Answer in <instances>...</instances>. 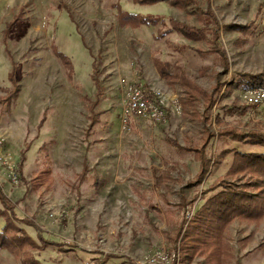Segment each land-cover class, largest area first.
Returning <instances> with one entry per match:
<instances>
[{
	"label": "rangeland",
	"instance_id": "374dc122",
	"mask_svg": "<svg viewBox=\"0 0 264 264\" xmlns=\"http://www.w3.org/2000/svg\"><path fill=\"white\" fill-rule=\"evenodd\" d=\"M195 1L187 13L132 0H0V154L11 155L18 177L14 181L1 162L0 187L17 217L38 232L18 227L32 229L36 240L39 233L59 244L44 251L45 257L52 255L44 263L67 258L71 264H94L111 256L109 264L126 259L145 264L153 251L172 253L184 214H193L201 201L185 211L179 203L191 201L227 172L230 157L197 190L188 187L199 163L179 147L202 146L203 103L185 109V90L167 82L155 66L156 59L173 62L178 73L210 93L223 68L195 50L208 51L211 44L176 33L161 40L153 28L122 27L114 7L119 3L131 13L195 28L206 25L199 10H211L224 27L255 22L264 0ZM256 23L257 37L250 35L242 46L240 33L220 30L227 79L237 73L264 75V23ZM97 61L99 88L92 78ZM131 84L163 101L165 124L126 121L125 93ZM221 104L245 105L243 91ZM227 121L242 132L264 130V109ZM217 129L213 125L212 131ZM227 239L233 253L228 264H264V221L235 222ZM0 264L19 263L0 251Z\"/></svg>",
	"mask_w": 264,
	"mask_h": 264
},
{
	"label": "trees",
	"instance_id": "16d2710c",
	"mask_svg": "<svg viewBox=\"0 0 264 264\" xmlns=\"http://www.w3.org/2000/svg\"><path fill=\"white\" fill-rule=\"evenodd\" d=\"M138 6H154L161 3L190 13V7L196 5L195 0H132ZM118 19L122 27L155 29L156 38L164 39L176 33L188 41H207L211 44L208 51L195 50L200 57L213 56L216 65L223 68L212 92L199 87L187 75L178 73L173 62L155 60V66L167 82L175 86L179 84L186 92L182 100L183 107L194 108L198 102L203 103L204 139L201 147H179L182 151L192 153L199 163V169L189 188L198 189L206 179L218 171L230 157L227 172L216 179L206 189L197 191L191 201L183 199L178 208L185 211L201 201L191 219L181 221L173 238L172 252L179 255L182 264H192L200 259L206 264H228L233 259L232 247L227 239L231 225L235 222L259 225L264 221V130L250 129L239 131L229 125L227 118L246 115L256 108L248 104H221L235 91L246 92L252 88L264 86V75L237 73L227 79L230 72L227 54L222 47L220 30L238 32L243 37L240 46L246 44L248 37H257L258 24L264 23V1L260 4L255 22L248 25H226L222 27L211 10H199L198 18L205 22L202 28H195L172 18L160 15L131 13L122 9L117 3ZM264 25L262 26V28ZM93 80L97 88L98 61L94 62ZM173 70H175L173 72ZM223 76L225 78H223ZM96 103L98 101H95ZM213 110L216 111L213 114ZM96 119V118H95ZM97 120V119H96ZM92 120L90 128L95 124ZM213 125L218 129L212 131ZM176 144L171 139L169 140ZM22 165V163H19ZM86 169V168H85ZM16 223L33 226L19 219L14 207L0 187V251L13 255L19 264H40L36 254L48 249L58 248L59 244L47 241L38 233L37 241ZM38 232V228L33 226ZM60 248V247H59ZM34 253V254H33ZM111 256L96 259L94 264H109ZM179 261V263H180ZM117 264H135L130 259Z\"/></svg>",
	"mask_w": 264,
	"mask_h": 264
},
{
	"label": "built area",
	"instance_id": "2783aa9c",
	"mask_svg": "<svg viewBox=\"0 0 264 264\" xmlns=\"http://www.w3.org/2000/svg\"><path fill=\"white\" fill-rule=\"evenodd\" d=\"M243 98L246 104L261 108L264 107V86L252 88L243 93ZM125 116L126 121L135 122L137 118L145 119L151 124L161 125L167 122L166 109L163 101L153 94L144 91L142 85L131 84L127 87L125 93ZM4 140L0 138V150L3 149ZM0 154V163L7 166L14 181L18 179L16 167L13 158L9 154ZM193 214H188L187 218L191 219ZM179 255L175 252L153 251L145 264H179ZM91 264V263H85Z\"/></svg>",
	"mask_w": 264,
	"mask_h": 264
},
{
	"label": "crops",
	"instance_id": "0c3cea01",
	"mask_svg": "<svg viewBox=\"0 0 264 264\" xmlns=\"http://www.w3.org/2000/svg\"><path fill=\"white\" fill-rule=\"evenodd\" d=\"M168 140H170V139H168ZM228 168H229V166H228ZM22 229H24L26 232H27V234L33 239V240H35V241H37L36 239H35V237H34V235H33V233L31 232V231H33L32 229H30L29 227H21ZM66 251H64V253H65ZM44 253L45 252H43L42 253V255H41V257H37L36 259L39 261V262H41L42 264H46V263H44L43 261H45L46 259H50L51 258V256L52 255H50V256H48V257H45L44 256ZM51 254H53V252H50ZM55 258V257H54ZM81 259V258H80ZM51 260V259H50ZM81 260H83V259H81ZM60 262H57V263H54V264H59ZM61 264H71V261H67V258H65L64 260H63V262H61Z\"/></svg>",
	"mask_w": 264,
	"mask_h": 264
}]
</instances>
